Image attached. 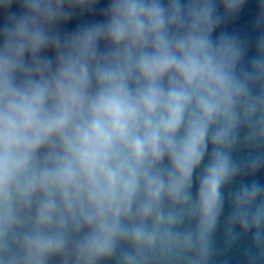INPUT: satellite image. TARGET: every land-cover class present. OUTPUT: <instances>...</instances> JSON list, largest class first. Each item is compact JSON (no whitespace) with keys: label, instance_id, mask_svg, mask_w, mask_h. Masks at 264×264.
I'll list each match as a JSON object with an SVG mask.
<instances>
[{"label":"clouds","instance_id":"clouds-1","mask_svg":"<svg viewBox=\"0 0 264 264\" xmlns=\"http://www.w3.org/2000/svg\"><path fill=\"white\" fill-rule=\"evenodd\" d=\"M98 4L0 0V264H264V0Z\"/></svg>","mask_w":264,"mask_h":264},{"label":"water","instance_id":"water-1","mask_svg":"<svg viewBox=\"0 0 264 264\" xmlns=\"http://www.w3.org/2000/svg\"><path fill=\"white\" fill-rule=\"evenodd\" d=\"M0 19H2V17H0ZM73 27H75V26L72 25L71 23L68 25L69 29H71ZM205 159H207V156ZM197 171L199 172V170H197ZM195 176H196V173H194V180H195ZM255 178L264 180V170L257 173ZM248 179H251V178H248ZM233 187H234V185H233ZM192 190H193V193H195L197 190V185L195 183L193 184ZM228 191H229V187L226 186L224 189L226 200H227ZM227 210H228V204L226 202L225 215L227 214ZM223 219H224V214H222V216H221V222L223 221ZM245 243H246V241H245ZM242 247H243V245H238V246L233 247L232 249L226 251L225 245H224L222 227L218 228L217 232H216V249H217V251H216V254L211 261V264H224L225 260H228L229 264H242Z\"/></svg>","mask_w":264,"mask_h":264}]
</instances>
